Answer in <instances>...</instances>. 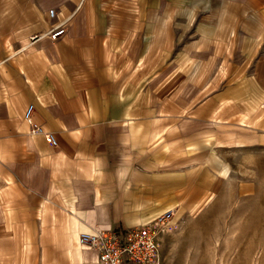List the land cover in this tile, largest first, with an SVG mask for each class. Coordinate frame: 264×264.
<instances>
[{"label":"crops","instance_id":"crops-1","mask_svg":"<svg viewBox=\"0 0 264 264\" xmlns=\"http://www.w3.org/2000/svg\"><path fill=\"white\" fill-rule=\"evenodd\" d=\"M262 159L264 0H0V264H97L81 233L251 196Z\"/></svg>","mask_w":264,"mask_h":264},{"label":"rangeland","instance_id":"rangeland-1","mask_svg":"<svg viewBox=\"0 0 264 264\" xmlns=\"http://www.w3.org/2000/svg\"><path fill=\"white\" fill-rule=\"evenodd\" d=\"M251 179V196L225 193L176 219L162 243L164 264H264V159Z\"/></svg>","mask_w":264,"mask_h":264},{"label":"built area","instance_id":"built-area-1","mask_svg":"<svg viewBox=\"0 0 264 264\" xmlns=\"http://www.w3.org/2000/svg\"><path fill=\"white\" fill-rule=\"evenodd\" d=\"M55 17V11H50ZM67 33L65 23L55 27L47 36L56 41ZM35 105H30L24 119L32 125L33 134H43L53 146L57 140L52 133H45L40 126L33 125ZM176 229L175 213L169 211L159 218L136 228L116 231L83 232L79 235L81 246L97 254V264H164L162 243Z\"/></svg>","mask_w":264,"mask_h":264}]
</instances>
